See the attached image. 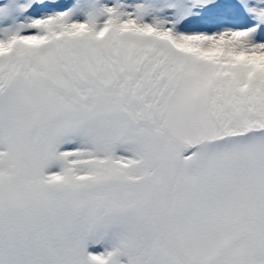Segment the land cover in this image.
Wrapping results in <instances>:
<instances>
[{
	"label": "snow or ice",
	"instance_id": "snow-or-ice-1",
	"mask_svg": "<svg viewBox=\"0 0 264 264\" xmlns=\"http://www.w3.org/2000/svg\"><path fill=\"white\" fill-rule=\"evenodd\" d=\"M0 264H264V0H0Z\"/></svg>",
	"mask_w": 264,
	"mask_h": 264
}]
</instances>
